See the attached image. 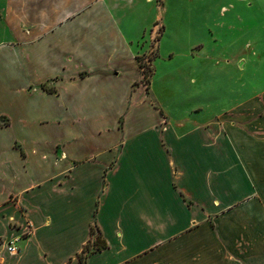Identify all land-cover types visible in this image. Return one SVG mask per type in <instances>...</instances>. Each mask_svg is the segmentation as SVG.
Returning <instances> with one entry per match:
<instances>
[{"label": "crops", "instance_id": "crops-1", "mask_svg": "<svg viewBox=\"0 0 264 264\" xmlns=\"http://www.w3.org/2000/svg\"><path fill=\"white\" fill-rule=\"evenodd\" d=\"M222 3L0 0V264H264V91L202 116L141 78L174 20L209 67Z\"/></svg>", "mask_w": 264, "mask_h": 264}, {"label": "rangeland", "instance_id": "rangeland-1", "mask_svg": "<svg viewBox=\"0 0 264 264\" xmlns=\"http://www.w3.org/2000/svg\"><path fill=\"white\" fill-rule=\"evenodd\" d=\"M160 1L157 0L159 3ZM222 4L227 6L233 14H240L245 18V22H236V27L230 30L229 35L226 33V36H215L217 41L212 45L218 46V43H225V45L217 47L215 52L213 47H210L212 51L210 53L215 55V59L211 61L209 67L203 61L198 64L188 62L184 56L188 41L203 38L201 31L194 32L191 37H187L186 31L183 35L181 34L182 30L192 27L189 24L193 21L189 19L173 21L178 27L174 28L172 34H175V37L171 36L170 41L175 44L171 45L168 51H161L162 57L157 58L158 52L149 42L147 47L149 53H144L146 55L139 59V62H145L144 69L147 73V78L142 81L145 84L153 79L158 87L157 92L163 94L167 102L182 104L185 103V97L200 92V102L205 103L202 116L220 112L222 109L231 107L239 99L244 100L264 91V0H223ZM172 9H174L173 5ZM170 22L172 23L168 20V23ZM196 23L202 24L199 20ZM214 29L217 30L216 27ZM173 38H180V42H173ZM145 39H148V35ZM172 53L174 58L170 59L169 56ZM192 70L198 73L204 70L203 74L206 76L204 81L196 86L190 85L188 81ZM168 96L172 97L171 100ZM207 105L209 108L206 107ZM94 234L96 235V230ZM4 246L5 243L2 242L0 251ZM89 248H96V246L93 243Z\"/></svg>", "mask_w": 264, "mask_h": 264}, {"label": "trees", "instance_id": "trees-1", "mask_svg": "<svg viewBox=\"0 0 264 264\" xmlns=\"http://www.w3.org/2000/svg\"><path fill=\"white\" fill-rule=\"evenodd\" d=\"M140 68L144 69L145 66L142 64V65H140ZM143 74L145 75V78H147V73H146L145 69H144V73ZM1 244H2V242H0V245ZM94 245L96 246V248H93L92 251L89 249V247L87 248L89 253H91L93 251L102 250V249H104L106 247L107 244H106L105 240H103V239H101V237H99L96 240V242L94 243ZM80 259H81V262L84 263V256L83 255H81Z\"/></svg>", "mask_w": 264, "mask_h": 264}, {"label": "built area", "instance_id": "built-area-1", "mask_svg": "<svg viewBox=\"0 0 264 264\" xmlns=\"http://www.w3.org/2000/svg\"><path fill=\"white\" fill-rule=\"evenodd\" d=\"M146 61H147V60H146ZM144 63H145V62H144ZM144 63L140 62V65H142V64L144 65ZM140 71H141V77H142V80L146 79V78H145V75L143 74V73H144V69H141V68H140ZM10 251L13 252V253H14V252L17 253V251H16L14 248H12V247L10 248Z\"/></svg>", "mask_w": 264, "mask_h": 264}, {"label": "bare ground", "instance_id": "bare-ground-1", "mask_svg": "<svg viewBox=\"0 0 264 264\" xmlns=\"http://www.w3.org/2000/svg\"><path fill=\"white\" fill-rule=\"evenodd\" d=\"M15 253V252H14Z\"/></svg>", "mask_w": 264, "mask_h": 264}]
</instances>
